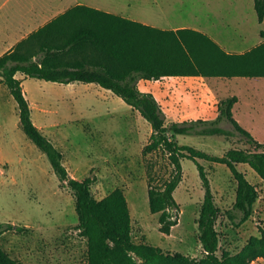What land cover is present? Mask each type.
I'll use <instances>...</instances> for the list:
<instances>
[{"label": "rangeland", "instance_id": "1", "mask_svg": "<svg viewBox=\"0 0 264 264\" xmlns=\"http://www.w3.org/2000/svg\"><path fill=\"white\" fill-rule=\"evenodd\" d=\"M3 1L6 2L3 12H9V23L24 25L28 13L45 6L47 0H0V5ZM65 1H71L72 5L77 0ZM81 1L164 27L184 23L205 31L209 27L222 28L228 36L245 33V46L260 41V32L264 30L254 0ZM18 74L30 101L34 122L64 153L63 161L70 174L83 177L93 170L97 180L92 192L97 199L116 187L124 189L136 242L147 241L165 251L203 256L197 219L205 189L193 159H182L183 178L174 191L180 204L179 222L166 234L160 230L159 213L150 210L148 180L152 176V183L161 186L171 177L174 166L163 150L144 154L152 132L151 123L120 96L97 83H61ZM259 80L251 81L252 96L242 99L253 102L252 106H244L235 117L258 140L264 141V78ZM163 81L151 80L148 84L157 89ZM189 100V106L192 105L188 116L215 118L218 115L208 105L194 102L195 98ZM165 116L167 121L181 117L172 111ZM222 124L235 134H179L177 139L218 155L233 147L252 149L230 122ZM0 160L5 169L0 174V221L30 227L28 232H3L2 245L12 256L25 260H31L37 251L56 255L60 250L76 248L78 259L69 264L83 263L87 240L76 228L79 220L76 198L68 187L61 185L46 153L22 128L17 101L4 83H0ZM199 161L208 171L220 210L216 225L221 239L218 254L223 250L238 252L251 236L260 235L264 228V180L250 165L238 164L258 187L259 197L251 217L237 225L227 214L237 189L231 170L224 163L203 158ZM251 264H264V257Z\"/></svg>", "mask_w": 264, "mask_h": 264}, {"label": "trees", "instance_id": "2", "mask_svg": "<svg viewBox=\"0 0 264 264\" xmlns=\"http://www.w3.org/2000/svg\"><path fill=\"white\" fill-rule=\"evenodd\" d=\"M258 20H264V0H254ZM264 37V30H261ZM61 83H97L120 96L137 109L152 125L144 154L156 150L167 153L174 169L161 186L148 180L150 210L159 213L160 230L170 234L179 222L180 204L174 191L183 178V158L193 159L205 189L197 224L204 250L201 257L165 251L161 246L133 239L132 215L123 188L116 187L97 199L92 186L97 180L93 170L72 176L64 164V153L36 125L32 107L17 73ZM264 76V41L244 52H229L207 32L181 27L168 29L144 23L120 13L78 3L69 7L20 40L0 56V82L17 101L20 123L26 134L46 153L61 185L76 198L79 235L87 240L86 260L81 264H251L264 257V228L251 236L238 252L223 250L219 255L220 232L211 181L199 158L226 164L236 182V198L227 211L237 225L248 220L259 197L258 187L238 168L250 165L264 180V141L244 127L235 117L237 95L222 98L215 118L166 120L161 103L150 91L139 87V79L165 76ZM230 122L252 149L230 148L223 155L213 154L192 144L180 143L179 134L234 135L224 127ZM2 163L0 161V170ZM239 218L238 220H236ZM30 227L0 221V235L12 230L28 232ZM0 264H28L14 257L0 241Z\"/></svg>", "mask_w": 264, "mask_h": 264}, {"label": "crops", "instance_id": "3", "mask_svg": "<svg viewBox=\"0 0 264 264\" xmlns=\"http://www.w3.org/2000/svg\"><path fill=\"white\" fill-rule=\"evenodd\" d=\"M70 2L71 1H65V0H47L45 6L41 7L39 10L33 9L28 13L29 16L26 19L27 22L24 23V25L22 24L15 25L14 23L13 24L9 23V19H10L9 12L7 11L3 12V9L6 5V2L3 1V3H1L0 5V56L4 54L6 51L13 49L20 40H22L24 37L29 35L32 31L37 30L39 27H41L42 25H44L45 23H47L57 15L66 11L72 5L83 3L81 0H77L71 5ZM99 8H103V7H99ZM103 9L119 13L117 11L109 10L106 8ZM132 18L136 20H140L144 23H148L151 25L159 26L162 28H168V29L192 27L185 25L184 23H177L170 27H164L153 23H149L145 20H141L138 18H134V17ZM262 22H264V20ZM193 28L199 29L197 27H193ZM205 32H207L211 37H213L216 41H218L229 52H244L264 41V37L262 36L261 32H260V36H261L260 41L256 43H252V45L249 46L243 45L246 38L245 33L235 36H228L225 34V29L211 28V27H209ZM17 77H20L18 73H17ZM261 77L264 78V76H253V77L250 76L204 77L200 75L165 76L161 79L141 78L139 79L138 84L142 90L150 91L154 93V95L161 103L162 109L165 113L172 111V112H176V114L181 116V117L177 116V118L179 119H173V120H184L188 118H198L196 116H188L191 110L190 106L192 105L191 104L189 106V102H190L189 98L191 97L195 98L194 102L198 103L199 105L201 104L208 105L210 108H212L215 115H217L219 112L218 103L220 102V100L222 98L232 95L238 96V100L235 102L233 106L234 115L235 113H238L239 110L243 109L244 106L251 107L253 102H250L249 100L243 102L242 99L243 98L248 99V97L252 96L251 83L253 81H260L259 79ZM151 80L152 81L156 80L161 82L162 80H164L163 81L164 84L161 85L159 88L154 89L148 84V82ZM245 92L247 93L245 94ZM195 107L199 109L198 108L199 106L195 105ZM1 163H2V167L0 170V174L5 170L2 161ZM74 240H77V238H74ZM59 253H61L60 256H58ZM59 253L56 255H51L37 251L33 255V258L31 260H25L21 257L20 258L25 262H27L28 264H69L72 261L78 259V252L76 248H72V249L70 248L69 251L60 250Z\"/></svg>", "mask_w": 264, "mask_h": 264}]
</instances>
